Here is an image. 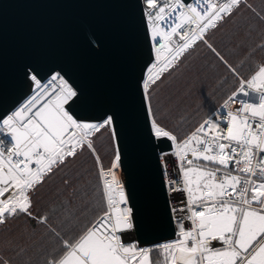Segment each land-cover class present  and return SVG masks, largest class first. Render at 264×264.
Listing matches in <instances>:
<instances>
[{
  "label": "snow or ice",
  "instance_id": "1",
  "mask_svg": "<svg viewBox=\"0 0 264 264\" xmlns=\"http://www.w3.org/2000/svg\"><path fill=\"white\" fill-rule=\"evenodd\" d=\"M141 3L156 53L141 82L149 133L171 142L170 151L161 153V167L167 170L169 155L178 166L166 185L186 193V200L171 207L177 238L152 248L125 243L124 233L134 224L115 173L120 151L117 146L111 167L105 169L93 144L95 134L105 128L117 141L114 118L93 121L77 115L74 107L85 103L80 90L59 71L42 77L30 67L25 72L31 95L0 116V224L19 215L31 217L35 189L69 158L88 149L99 166V213L66 231L49 226L57 244L45 264H264V65L247 78L229 66L238 87L183 139L163 126L151 107V86L161 74L241 0ZM162 52L167 53L163 60ZM38 219L48 224L47 216ZM189 221L191 227L186 226ZM157 249L161 258L154 261Z\"/></svg>",
  "mask_w": 264,
  "mask_h": 264
},
{
  "label": "water",
  "instance_id": "2",
  "mask_svg": "<svg viewBox=\"0 0 264 264\" xmlns=\"http://www.w3.org/2000/svg\"><path fill=\"white\" fill-rule=\"evenodd\" d=\"M140 0H0V116L30 92L25 70L61 72L82 94L81 117L115 121L119 170L141 247L174 236L142 80L153 58ZM111 131V129H110ZM115 155V154H114Z\"/></svg>",
  "mask_w": 264,
  "mask_h": 264
},
{
  "label": "trees",
  "instance_id": "3",
  "mask_svg": "<svg viewBox=\"0 0 264 264\" xmlns=\"http://www.w3.org/2000/svg\"><path fill=\"white\" fill-rule=\"evenodd\" d=\"M263 2L264 0H254V2L241 0L231 14L224 15L223 19L217 21L215 28H209L211 36H208L207 41L214 49H218L219 55H215L206 44L194 45L178 60L173 61V64L151 87V92L156 89L155 94H161L165 91L164 86H168L169 91L174 86L171 102L166 108L167 112L162 110V100L159 103L160 111L170 118L173 129L183 128L182 122L191 118L186 123V126L190 127L185 135L205 115L198 121H192L191 111L197 104L208 100L206 106L215 99L210 105L213 107L235 87L238 78L230 71V67L235 68L241 77H247L254 72L260 62L264 61ZM189 88H192L194 96L186 102ZM177 92L180 93L178 99L174 97ZM163 100L168 99L163 98ZM162 125L174 132L171 127ZM100 137L103 143L111 145V150L114 152L110 128L101 129ZM110 161L111 159L105 166ZM98 181V164L95 155L85 149L75 158H69L67 163L55 169L35 189L32 194L31 217L19 215L9 218L6 223L0 224V228L12 229L17 240L15 243L35 241L46 249L51 247V251L57 241L53 235L47 234L45 229L49 230V226H52L60 231H66L71 226L83 225L99 213L101 196ZM42 216L48 217L47 225L39 222L38 217ZM7 236H1L3 241L8 242L7 246L13 245L9 242L11 234L10 238ZM158 245L160 243L146 247L152 248ZM161 251L157 249L152 253L154 261L161 258Z\"/></svg>",
  "mask_w": 264,
  "mask_h": 264
},
{
  "label": "rangeland",
  "instance_id": "4",
  "mask_svg": "<svg viewBox=\"0 0 264 264\" xmlns=\"http://www.w3.org/2000/svg\"><path fill=\"white\" fill-rule=\"evenodd\" d=\"M252 2H254V0H252ZM263 6H264V2H263ZM208 36H211V33L209 32V29L204 34V40L197 41L194 45L206 44L208 46V44H209V42L207 41L208 40L207 39ZM217 50L218 49H215V52H213V51L212 52L215 55H217V53L219 54V52H217ZM166 55H167L166 52H162L161 53V56H160V59L163 60ZM212 57H213V54L211 53V58ZM155 62H156V53L153 55V59L148 63V65L145 68L143 80L149 74L148 69ZM261 65H264V61L263 62H260L255 67V69L253 71L255 72L256 70H258V67L261 66ZM215 66L218 67L217 64H215ZM154 71H156V70H154ZM151 87H153V86H151ZM164 87H165V89H163V90H165V91L163 93H161V94H158V93L155 94L156 89L154 90V92L152 90V92H151V107H152V110H153V112H154V114L156 116V119L160 123H162V124H164V125H166L168 127H171L173 129V125H172V122H171L170 118L167 117V116H165V115H163L162 112L160 111L159 103L162 100V102H163V104H162V110H164V111L167 112L166 108H167V106L171 102V92L174 91L175 88L173 86V88L169 91L168 90V86H164ZM189 89H190V91L186 95V102H189V99L193 98V96H194V93H192V88H189ZM166 92H169V94L166 93ZM159 95L161 97H158ZM179 96H180V93L177 92L174 97L176 99H178ZM163 98H167L168 100L167 101H164ZM197 98H198V96H197ZM214 100L215 99H213L206 106H205V104L208 102V100L205 101V102H203V103L197 104V106L194 107L192 109V111H191L192 112V117H193L192 118V121L193 120L194 121H198L204 114L206 115L215 106V105L213 107L210 106L211 103ZM190 120H191V118H187V119H185V121L182 122L184 124V127L183 128L173 129L174 130V133L179 138L182 139L184 133L187 131L188 127H190V126H186V123L188 121H190ZM100 131L95 134V138L93 140V144H94L96 153H98L99 159L102 162L103 167H104L105 164L108 162V160L113 158V156L115 154V151L113 152V150H111V145H108L107 143H103V140L100 137ZM98 182H99V187H100V181H98ZM42 225H44V224H42ZM4 226H6V225H4ZM44 231H46L47 234L52 235V233H50L49 230H46L45 229ZM10 234H11V239H9V242H10V244H13V245L7 246L8 245V242L5 243L3 241V238L2 237L4 235H8L7 237L10 238ZM173 240H175V239L168 240V242H171ZM16 241L17 240H15V238H14V233H13V230L12 229H9L8 227L0 228V264H4V262H6V264H45L46 256L50 252L51 247L46 249L42 245L38 244L35 241H28V242H26L24 244L15 243ZM125 243H131V242H125ZM132 243H134V242H132ZM56 244H57V242H56ZM56 244H54L52 246V248H54L56 246ZM161 244H163V243L160 242V245Z\"/></svg>",
  "mask_w": 264,
  "mask_h": 264
},
{
  "label": "built area",
  "instance_id": "5",
  "mask_svg": "<svg viewBox=\"0 0 264 264\" xmlns=\"http://www.w3.org/2000/svg\"><path fill=\"white\" fill-rule=\"evenodd\" d=\"M213 2H215V0H213ZM140 3H141V0H140ZM141 6H142V3H141ZM194 27V25H193ZM149 36V35H148ZM176 39H179L178 37ZM149 42H150V46H151V50H152V53L153 55L155 54V50H154V47L150 41V36H149ZM171 46H174V45H171ZM170 46V47H171ZM153 59V58H152ZM250 76V75H249ZM247 76V77H249ZM247 77H244V78H247ZM236 87H238V81L235 85V87L229 92L226 94V96H224L203 118H201L191 129L188 130V132L183 136V138L187 135V134H190L196 127H198L205 119L208 118V114L210 112H213V110H216V109H219L221 107V105L223 104L224 100L227 99L232 91H234L236 89ZM31 95V92L20 102L22 103L28 96ZM19 103V104H20ZM19 104L17 106H19ZM16 106V107H17ZM16 107H14L11 111H13ZM10 111V112H11ZM9 112V113H10ZM7 113V114H9ZM182 138V139H183ZM10 146V145H9ZM170 146H171V142H170ZM170 151V147L169 148H166L164 150H161L159 153H158V161H159V166H160V171H161V178H162V182H163V186H164V190H165V193H166V198H167V203H168V207H169V211H170V215H171V218H172V224H173V228H174V236L173 238L171 239H176L177 238V232H178V224L176 223L175 219H174V213L171 211V207L172 205L174 204H179L181 201H184L186 200V193H183V192H179V191H171L167 185H166V181H167V178L169 175H171L173 178H175L176 176V169H177V166H178V161L177 159L174 157V156H167L166 159L168 161V165H167V170L165 171L164 169H162L161 167V153L163 152H169ZM114 158H112V160L109 162L108 165L104 166L105 169H108L111 167V164H112V161H113ZM99 168V166H98ZM115 173H116V176H117V179L118 181L120 182V184L123 186V182H122V178H121V174H120V170H119V167L117 169H115ZM124 188V186H123ZM125 192V191H124ZM167 193H169V197L167 196ZM187 227H191V224H190V221L188 222V224L186 225ZM169 239V240H171ZM124 241L125 242H133V234H132V229L128 230L127 232L124 233ZM168 242V240L166 241ZM165 241L162 242L163 244L166 243Z\"/></svg>",
  "mask_w": 264,
  "mask_h": 264
},
{
  "label": "bare ground",
  "instance_id": "6",
  "mask_svg": "<svg viewBox=\"0 0 264 264\" xmlns=\"http://www.w3.org/2000/svg\"><path fill=\"white\" fill-rule=\"evenodd\" d=\"M169 193H167V196L169 197V195H168Z\"/></svg>",
  "mask_w": 264,
  "mask_h": 264
},
{
  "label": "crops",
  "instance_id": "7",
  "mask_svg": "<svg viewBox=\"0 0 264 264\" xmlns=\"http://www.w3.org/2000/svg\"><path fill=\"white\" fill-rule=\"evenodd\" d=\"M146 247V246H145Z\"/></svg>",
  "mask_w": 264,
  "mask_h": 264
}]
</instances>
